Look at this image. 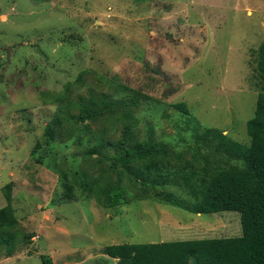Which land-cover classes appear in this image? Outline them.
<instances>
[{
    "label": "rangeland",
    "instance_id": "obj_1",
    "mask_svg": "<svg viewBox=\"0 0 264 264\" xmlns=\"http://www.w3.org/2000/svg\"><path fill=\"white\" fill-rule=\"evenodd\" d=\"M263 42L264 0H0V208L12 182L18 218L0 228V264H116L109 244L241 236L238 211L197 214L154 196L106 207L78 186L66 201L62 174L93 163V132L121 135L118 108L87 120L92 129L75 117L81 99L103 95L125 100L142 138L199 168L226 157L197 152L195 126L250 144ZM167 189L191 199L174 179Z\"/></svg>",
    "mask_w": 264,
    "mask_h": 264
},
{
    "label": "trees",
    "instance_id": "obj_2",
    "mask_svg": "<svg viewBox=\"0 0 264 264\" xmlns=\"http://www.w3.org/2000/svg\"><path fill=\"white\" fill-rule=\"evenodd\" d=\"M256 70L261 82L255 114L247 122L250 144L237 141L218 128L195 126L197 152L206 149L226 157L224 161L212 162L205 157L207 165L200 168L195 165L197 156L194 160H183L185 153L173 152L169 143L142 138L132 113L121 106L126 104L124 99L108 100L103 95L99 100L79 101L84 105L75 117L87 129H92L90 122L85 123L87 120L95 121L115 108L122 110L117 116L122 129L116 138L109 137L113 128L102 129L99 134L93 132L95 142L87 149L93 163L80 173H72V181L63 172L64 200H77L78 186L85 198H93L106 207L154 196L197 214L222 211L241 214V236L109 244L103 253L117 259L116 264H191L192 258L195 264H264V42L257 49ZM70 107L73 108L72 103ZM174 107L189 113L185 102L175 103ZM70 117L66 115V123ZM54 123L61 125V116ZM72 132V126L68 125L66 134L71 136ZM48 133L54 138L56 130L50 128ZM109 148L114 149L112 156L106 152ZM94 154L98 156L92 158ZM105 159L111 161L108 166L104 165ZM172 179L191 199L167 189ZM12 188V182L3 187L7 205L0 208V228L18 224ZM42 260L44 264L52 263L46 257Z\"/></svg>",
    "mask_w": 264,
    "mask_h": 264
},
{
    "label": "crops",
    "instance_id": "obj_3",
    "mask_svg": "<svg viewBox=\"0 0 264 264\" xmlns=\"http://www.w3.org/2000/svg\"><path fill=\"white\" fill-rule=\"evenodd\" d=\"M199 220H201V219H199ZM199 220H197V221H199ZM202 221V220H201ZM203 221H205V220H203ZM200 223H203V222H200ZM205 224V223H204Z\"/></svg>",
    "mask_w": 264,
    "mask_h": 264
}]
</instances>
